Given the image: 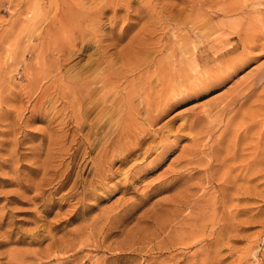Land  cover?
Listing matches in <instances>:
<instances>
[{"label": "rangeland", "instance_id": "374dc122", "mask_svg": "<svg viewBox=\"0 0 264 264\" xmlns=\"http://www.w3.org/2000/svg\"><path fill=\"white\" fill-rule=\"evenodd\" d=\"M98 1L0 0V264H264V0ZM179 24L224 42L215 60L196 68L149 46L144 63L127 66L129 44H172ZM251 37L254 50L243 51ZM58 40L71 55L56 51ZM229 41L241 49L220 55ZM238 52L255 57L193 93L188 84ZM243 84L250 96L221 111ZM146 108L160 112L150 126ZM125 123L126 135L145 136L141 148L123 161L102 154Z\"/></svg>", "mask_w": 264, "mask_h": 264}, {"label": "bare ground", "instance_id": "6f19581e", "mask_svg": "<svg viewBox=\"0 0 264 264\" xmlns=\"http://www.w3.org/2000/svg\"><path fill=\"white\" fill-rule=\"evenodd\" d=\"M63 1V0H62ZM100 1V0H99ZM98 1V2H99ZM126 1V0H125ZM103 2V1H102ZM106 2H108V1H106ZM106 2H105V4H106ZM110 2H111V0L109 1V4H110ZM115 2V1H114ZM100 3V2H99ZM113 4V3H112ZM116 4V3H115ZM101 5V4H100ZM104 5V4H103ZM103 5H101V7L103 6ZM123 5H125V4H123ZM61 6V5H60ZM108 6H110V5H107V7ZM112 6V5H111ZM114 7H116V6H113V8ZM62 8V7H61ZM109 8V7H108ZM111 9V10H114V9ZM117 8V7H116ZM127 8V7H126ZM81 9V8H80ZM95 9V8H94ZM91 10L92 9H90L89 11L91 12ZM94 11V10H93ZM92 11V12H93ZM96 11V10H95ZM60 12V11H59ZM80 12H82V11H80ZM85 12V11H84ZM86 12H87V10H86ZM85 12V13H86ZM114 12V11H113ZM116 12V11H115ZM114 12V13H115ZM66 13V12H65ZM181 13V12H180ZM193 13V12H192ZM197 13H198V11H197ZM79 14V13H78ZM89 14V13H88ZM88 14H87V17H89L88 16ZM91 14H94V13H91ZM95 14H97V15H99L97 12L95 13ZM116 14V13H115ZM191 13H189L188 15H190ZM90 15V14H89ZM96 15V16H97ZM101 15V14H100ZM195 15H196V13H195ZM199 15V14H198ZM202 15V14H201ZM59 16V18H61L60 20H61V23L64 25V27L62 28V30H61V34L63 35V36H66V35H68L69 34V32H68V28H66L67 26H66V18H65V16L64 15H62V14H60V15H58ZM93 16L94 15H90V17H92L93 18ZM111 16V15H110ZM181 16V15H180ZM193 16H194V14H193ZM57 17V16H56ZM81 18H83L82 16H80ZM86 17V16H85ZM86 17V18H87ZM95 17V16H94ZM98 17V16H97ZM102 17V16H101ZM112 17H113V15H112ZM110 18V19H113V18ZM116 17L118 18V16H117V14H116ZM120 17V16H119ZM195 17H198V16H195ZM194 17V18H195ZM91 18V19H92ZM115 18V17H114ZM116 18V19H117ZM187 18V17H186ZM94 19V18H93ZM98 20H100L99 19V17L97 18ZM188 19V18H187ZM192 19V18H191ZM190 19V20H191ZM53 20V19H52ZM80 20V19H79ZM94 20H96V17H95V19ZM114 21H115V19H113ZM196 20L198 21V19L196 18ZM73 21V20H72ZM85 21V19L83 20V22ZM117 21V20H116ZM115 21V22H116ZM179 21H181V20H179ZM178 21V22H179ZM193 20H191V22H192ZM81 23H82V21H80ZM113 22V21H112ZM181 22H184V20H182ZM186 22H188V21H186ZM191 22H189V23H191ZM194 23H195V21H193ZM72 23V22H71ZM80 23V24H81ZM110 23H111V21H110ZM128 23H130V22H128ZM180 23V22H179ZM52 24H54V22L52 23ZM59 24V23H58ZM181 24V23H180ZM177 25L176 27H175V29H173V32H174V42L172 43V44H166V42L167 41H165V43L164 42H162V41H159V40H157V41H155L154 42V44H153V42H152V44H151V42L150 43H148V42H143V41H136L135 40V42L133 43H131V44H129L130 46H128V50H125V52H123L124 53V56H125V58H126V64H127V66L128 65H131V66H138V64H142V63H144L145 62V57H143V56H141L140 55V53L142 52V50H144V49H146L147 47H149L150 46V48L151 47H154V49L156 48L157 49V51H159V54H160V52L161 51H163V50H165V51H163L164 53H162V55L164 54V56H166V57H170V56H173L176 52H177V54L180 56V58H179V62H181V64L183 63L184 64V62H186L187 64H190V66H192V67H196L197 68V66H200V64H202V63H205L206 61H208V60H212V59H214V56H213V50H214V47L216 48V47H218V44L217 43H219V42H217V40L216 39H212V40H210L209 39V37H207L205 34H199L198 36H200V40L199 39H194L192 36H190L189 35V33L188 34H185V32H184V28L181 26V25ZM188 24V23H187ZM199 24V23H198ZM71 25V24H70ZM112 25V24H111ZM127 25H129V24H127ZM190 25H192V24H190ZM48 26V25H47ZM54 26V25H53ZM66 26V27H65ZM74 26V25H73ZM130 26H131V24H130ZM192 26H194V24L192 25ZM203 26V28H204V24L202 25ZM62 27V26H61ZM69 27V26H68ZM98 27V26H97ZM195 27V26H194ZM96 28V27H95ZM114 28V27H113ZM174 28V27H173ZM190 28H191V26H190ZM201 28V27H200ZM200 28H198V31H199V29ZM220 28V27H219ZM218 28V29H219ZM73 29V28H72ZM93 29H94V27H93ZM97 29V28H96ZM99 29H100V27H99ZM202 29V28H201ZM207 29V28H206ZM48 30V29H47ZM81 30V29H80ZM162 30V29H161ZM190 30V29H189ZM208 30V29H207ZM49 31H50V29H49ZM92 31H94V30H92ZM96 31V30H95ZM95 31L94 32H92V33H95ZM112 31V30H111ZM197 31V32H198ZM51 32H52V34L53 35H55L56 36V29L54 28L53 30H51ZM76 32V31H75ZM99 32V31H98ZM125 32V31H124ZM189 32H191V31H189ZM196 32V31H195ZM196 32V33H197ZM204 32V31H203ZM206 32H208L207 34H209V32L210 31H206L205 30V33ZM216 32V31H215ZM241 32V31H240ZM246 32V31H245ZM248 32V31H247ZM73 33V32H72ZM83 33H84V30H83ZM91 33V32H90ZM123 33V32H122ZM195 33V34H196ZM219 33V32H218ZM251 33V32H250ZM60 34V33H59ZM58 34V35H59ZM79 34H81V36H79ZM97 34V33H96ZM95 34V35H96ZM114 34V33H113ZM216 34V33H215ZM243 34H244V30H243ZM83 34H82V32H78V36L79 37H83L82 36ZM109 35V34H108ZM111 35H112V33H111ZM192 35V34H191ZM217 35H219V34H217ZM241 35H242V32H241ZM123 35L122 34H119L118 35V37H122ZM211 36V35H210ZM244 36V35H243ZM251 36H253V35H251ZM49 37V36H48ZM76 37V36H75ZM116 37V36H115ZM160 37H161V35H160ZM215 37V36H214ZM240 37V36H239ZM249 37H250V35H249ZM46 38V37H45ZM44 38V39H45ZM57 38V37H56ZM110 38H112V37H110ZM114 38V37H113ZM163 38V37H162ZM162 38H161V40H162ZM70 39V38H69ZM76 39V38H75ZM75 39H73V41H75V44H76V41L77 40H75ZM157 39V38H156ZM160 39V38H159ZM238 39V38H237ZM242 39V38H241ZM255 38L254 37H251L250 39H248V38H246L245 39V41H243V47H241L242 49H243V51H246V49H248V47H249V50H250V47H253V46H248L247 45V43H246V41L247 42H251L250 44H253L254 43V40ZM53 40V39H52ZM80 40H82V38L80 39ZM79 40V41H80ZM119 40V39H118ZM117 40V37H116V41H118ZM235 40V39H234ZM243 40V39H242ZM241 40V41H242ZM43 41V40H42ZM59 41V40H58ZM61 41V40H60ZM59 41V44H58V46L57 47H55V49H56V51L58 50V51H60L61 53V55L63 54V56L62 57H64V53L65 52H67V51H71L72 52V50L70 49V48H72L73 47V45L72 46H70V48H68V49H70V50H68L67 49V47L66 46H61L62 44H61V42ZM82 41H84V40H82ZM134 41V40H133ZM240 41V42H241ZM49 42V41H48ZM71 42V41H70ZM69 42V43H70ZM81 42V41H80ZM120 42V41H119ZM128 42V41H127ZM170 42V41H169ZM65 43V42H64ZM110 43H113V42H110ZM109 43V44H110ZM130 43V42H129ZM221 43H224V42H220L219 44H221ZM68 44V43H67ZM74 44V43H73ZM79 44V43H78ZM108 44V45H109ZM217 44V45H216ZM228 44H230V46H228V47H224L225 49H223L220 53H218V54H220V55H227V54H229L230 53V55H231V53L232 52H235V50H238V49H241V48H238V46H239V43L237 42V41H235V42H231V41H229L228 42ZM77 45V44H76ZM76 45H75V47H76ZM128 45V44H127ZM222 45V44H221ZM254 45V44H253ZM259 45V44H258ZM261 45V44H260ZM263 46V45H262ZM261 46V47H262ZM69 47V46H68ZM81 47V46H80ZM101 47V46H100ZM106 47V46H105ZM114 47V46H113ZM117 47V46H116ZM255 47H256V45H255ZM74 48V47H73ZM79 48V47H78ZM98 48H99V46H98ZM220 48V47H219ZM218 48V49H219ZM238 48V49H237ZM263 48V47H262ZM48 49V48H47ZM107 49V48H106ZM105 49V50H106ZM245 49V50H244ZM251 49H253V48H251ZM100 50H101V48H100ZM115 50V49H114ZM117 50V49H116ZM115 50V51H116ZM254 50V49H253ZM253 50H250V51H253ZM76 51V50H75ZM104 51V50H103ZM103 51H101V52H103ZM114 51V52H115ZM119 51V50H118ZM124 51V50H123ZM214 51H216V50H214ZM48 52V51H47ZM74 52V51H73ZM117 52V51H116ZM147 52V51H146ZM52 53V52H51ZM68 53V52H67ZM75 53V52H74ZM120 53H121V51H120ZM123 53H121V55L123 54ZM158 53V52H157ZM239 53V52H238ZM243 54H240L239 53V55H237V53H236V57H233L232 56V58H230V59H225V57L223 58L225 61H223L222 59H220L219 57V59L218 60H222L221 62H220V65L218 64H216L215 66H216V68H214V70H213V74H211L210 73V71H209V73L210 74H208V75H199L200 77H198V75L196 76V73H194L195 74V77L197 78L198 77V79H199V83L197 84V85H194V86H191V85H193L192 83H191V85L190 84H188L192 89H193V93H195V95H196V93H198V92H200V91H204V90H206L207 88H210L211 86H214V85H217V84H220V83H222L223 81H224V79H225V77H227V76H231V74L238 68V67H241L248 59H251V58H254L255 56L254 55H251L250 56V53H249V55L248 54H246V52H242ZM245 53V54H244ZM50 54V53H49ZM53 54H54V52H53ZM70 54V52L67 54V55H69ZM72 54V53H71ZM70 54V55H71ZM60 55V56H61ZM99 55H100V53H99ZM104 55H105V52H104ZM106 55H107V52H106ZM161 55V56H162ZM178 55H177V57H178ZM219 55V56H220ZM59 56V57H60ZM101 56V58H102V55H100ZM163 56V58H165ZM216 56H217V54H216ZM216 56H215V58H216ZM62 57H60V58H62ZM66 57H68V56H66ZM106 57V56H105ZM221 57V56H220ZM223 57V56H222ZM99 58V57H98ZM163 58L161 57V60L163 61ZM171 58H173V57H171ZM227 58V57H226ZM65 59H67V58H65ZM100 59V58H99ZM121 59H123V58H121ZM148 59V58H147ZM154 59V58H153ZM176 59V58H175ZM217 59V58H216ZM101 60V59H100ZM152 60V59H151ZM160 60V66H161V69H162V71H167V73L169 72H171V70L169 71V68H168V66H167V64H166V59L164 60L165 62H162ZM215 60V59H214ZM97 61H98V59H97ZM168 61V60H167ZM171 61H172V59H171ZM217 61V60H216ZM249 61V60H248ZM122 62H123V60H122ZM151 62V61H150ZM169 62V61H168ZM175 62V61H174ZM154 63V62H153ZM216 63H218V62H216ZM124 64V63H123ZM148 64V63H147ZM177 64H178V61H177ZM177 64H175V65H177ZM214 64H215V61H214ZM122 65V64H121ZM159 65H158V68H160L159 67ZM171 65H173L172 64V62H171ZM186 65V64H185ZM130 66V67H131ZM145 66V65H144ZM144 66H142V68L144 67ZM173 67H175V66H173ZM178 67V66H177ZM186 67H187V65H186ZM141 68V69H142ZM176 68V67H175ZM121 69V68H120ZM128 69V68H127ZM126 69V70H127ZM192 69V68H191ZM207 69V68H206ZM213 69V68H212ZM138 70H140V69H138ZM187 70V69H186ZM197 70V69H196ZM199 70H201L200 68H199ZM210 70V69H209ZM119 71H121V70H119ZM172 71H173V69H172ZM177 71V70H176ZM195 71V70H194ZM196 72H198V70L196 71ZM203 72H205V71H203ZM212 72V71H211ZM105 73H107V72H105ZM105 73H103V74H105ZM177 73V72H176ZM101 74V73H100ZM103 74H101L100 75V77H102V75ZM192 74V73H191ZM193 74V75H194ZM109 75H111V74H109ZM124 75H125V73H124ZM193 75H191V76H193ZM72 76V75H71ZM105 76V75H104ZM108 76V75H107ZM184 76H186L185 74H184ZM83 77V76H82ZM82 77H81V79H82ZM190 77V76H189ZM188 77V78H189ZM248 77V76H247ZM99 78V77H98ZM103 79H105L104 77H102ZM112 78V77H111ZM70 79V78H69ZM81 79H79V80H81ZM117 79H119V77L117 78ZM192 79V78H191ZM194 79L195 78H193V81H194ZM75 79H73V81H74ZM84 80V79H83ZM82 80V81H83ZM98 81H99V79H97ZM97 80H96V82H97ZM101 80V79H100ZM244 80H245V78H244ZM73 81H70V82H72L73 83ZM77 81V80H76ZM103 81V80H102ZM102 81H100L101 83H102ZM78 82V81H77ZM76 82V83H77ZM81 82V81H80ZM105 82V81H104ZM113 82V81H112ZM117 82V81H116ZM195 82V81H194ZM79 83V82H78ZM82 83V82H81ZM103 84V83H102ZM105 84V83H104ZM196 84V83H195ZM77 85V87L80 85H78V84H75V86ZM237 85V84H236ZM244 85V84H243ZM73 86V85H72ZM85 87V85H82V87ZM195 86H197L198 88H196ZM81 87V86H80ZM186 87V88H185ZM249 87H250V85H244V86H242V87H240V88H235V89H237V93L236 94H231V92L229 93V99H227V97H226V99L227 100H224V102L223 101H221L220 100V102H223V104L225 103V105H224V107H222V109H221V111H224V109H226L227 107H229L230 105H236V104H238V106L240 107V105L241 104H243V102L250 96V94H251V90L249 89ZM79 88V87H78ZM184 88H185V90H189L188 89V86L187 85H185L184 86ZM190 88V90L192 91V89ZM92 89V88H91ZM182 89V88H181ZM183 90V89H182ZM182 90H180V91H182ZM184 90V91H185ZM80 91V90H79ZM89 91V90H88ZM179 90H178V92H180ZM73 92V91H72ZM83 92V91H82ZM189 92V91H188ZM80 93H81V91H80ZM173 93V92H172ZM181 93V92H180ZM179 93V94H180ZM183 93V92H182ZM77 94V93H76ZM89 94V93H88ZM91 94V93H90ZM106 94V93H105ZM131 94V93H130ZM175 94V93H174ZM176 94H178V93H176ZM84 95V94H83ZM126 95H128L127 93L125 94V96ZM132 95V94H131ZM168 96H170L169 94H167ZM91 96V95H90ZM166 96V95H165ZM168 96H166V97H168ZM176 96V95H175ZM178 96V95H177ZM228 96V95H227ZM89 97V96H88ZM128 98L130 99V98H132V97H129L128 96ZM169 98V97H168ZM221 98V97H220ZM176 99V98H175ZM174 99V100H175ZM126 100H127V98H126ZM167 101H168V99H167ZM166 101V102H167ZM211 101V100H210ZM78 102V101H77ZM144 102H146V101H144ZM164 102H165V100H164ZM168 102H172V100H171V98H170V101H168ZM208 103V102H207ZM212 103V102H211ZM210 103V104H211ZM147 103H145V105H146ZM165 104V103H164ZM167 104V103H166ZM130 105V104H129ZM133 105V104H132ZM171 104L169 103V106H170ZM220 105V104H219ZM221 105H222V103H221ZM110 106V105H109ZM148 106V105H147ZM146 106V107H147ZM159 106H160V104H159ZM259 106H261V105H259ZM114 108H115V105L113 106ZM149 108H151L150 107V105L148 106ZM154 107H155V105H154ZM167 107V106H166ZM165 107V108H166ZM114 108H113V111H115V110H118L117 108H115V110H114ZM144 108V107H143ZM160 108H161V106H160ZM162 108H164V107H162ZM230 108H231V106H230ZM255 108V107H254ZM253 108V112L255 111V109ZM81 109V108H80ZM110 109V108H109ZM152 109V108H151ZM245 109V108H244ZM260 109H262V106L260 107ZM264 109V108H263ZM119 110H121V109H119ZM126 110H130V112H132V111H134V108H131V109H126ZM161 110V109H160ZM238 110V108H234V110H233V112H232V116H231V118H234V116L237 114V111ZM242 110V109H241ZM79 111V110H78ZM106 111V110H105ZM162 111V110H161ZM216 111V110H215ZM257 111V110H256ZM126 112V111H125ZM203 112H205V111H203ZM212 112V111H211ZM80 113V112H79ZM112 113V112H111ZM145 113H147L146 115H147V123H148V125L149 124H151V122L154 120V118H156V115L158 116L159 115V111H157L156 113H153V110H149V109H147L146 108V112ZM193 113H194V111H193ZM246 113V112H245ZM256 113V112H255ZM254 113V114H255ZM127 114V113H126ZM204 114V113H203ZM203 114H202V116H203ZM211 114V113H210ZM253 114V115H254ZM260 114V113H259ZM120 115V114H119ZM118 115V116H119ZM198 115V114H197ZM200 115V114H199ZM198 115V116H199ZM206 115V114H205ZM224 115V114H223ZM262 115H263V113H262ZM245 116V115H244ZM250 116V115H249ZM255 116V115H254ZM253 116V117H254ZM257 116V115H256ZM81 117V116H80ZM197 117V116H196ZM209 117V116H208ZM262 117V116H261ZM120 118V117H119ZM223 118V117H222ZM255 118V117H254ZM251 119V118H250ZM143 120H145L144 118H143ZM246 120V119H245ZM194 121V120H193ZM77 122V121H76ZM75 122V123H76ZM110 122V121H109ZM117 122H118V120H117ZM116 122V123H117ZM129 122H131V121H129ZM195 122H196V120H195ZM251 122V121H250ZM222 123V122H221ZM244 123V122H243ZM99 124V123H98ZM110 125H112L111 124V122L109 123ZM119 124V123H118ZM117 124V125H118ZM135 124V123H134ZM132 125V126H136V125ZM77 125V124H76ZM130 125V124H129ZM128 125V128L130 127ZM187 125H188V123H187ZM202 125V124H201ZM93 126V125H92ZM98 126V125H97ZM114 126V125H113ZM150 126V125H149ZM192 126H194L193 124H189V127L190 128H192ZM76 127V126H75ZM77 127H79V126H77ZM94 127V126H93ZM101 127V126H100ZM120 127H122V126H120ZM126 123H125V125H123V127L120 129V131H119V129L117 128V127H115L114 129H111V132L110 133H112L113 134V132H116V135H112V136H109L110 138H109V141H106L105 140V142H107L106 144H103L104 146H103V148H102V154H104V155H106V153H108V151L109 152H111V156L114 154V153H116L117 152V154H121L122 155V157L120 158V161H123L124 159V157L126 158L127 156H128V154H130L131 152H132V149H134V148H141L140 146H141V144H142V142H143V140L145 139V136H143L142 134V136L141 135H139L138 133H139V131H138V133L137 134H134V135H132V136H130V135H126L127 133V131L129 130V129H127V131H125L126 130ZM203 127V126H202ZM243 127V126H242ZM106 128V127H105ZM108 128V127H107ZM109 128H110V126H109ZM136 128V127H135ZM95 129H97V128H95ZM104 129V128H103ZM130 129H131V127H130ZM133 129V128H132ZM131 129V130H132ZM194 129V128H193ZM199 129H200V127H199ZM240 129V128H239ZM135 130V129H134ZM143 130V129H142ZM118 131V132H117ZM141 131V130H140ZM245 131V130H244ZM247 131V130H246ZM124 132V133H123ZM143 132V131H142ZM251 132V131H250ZM133 133V132H132ZM141 133V132H140ZM149 133V132H148ZM239 133V132H238ZM241 133V132H240ZM239 133V134H240ZM242 133H245V132H242ZM263 133L264 132H261V134L263 135ZM125 135V136H128V138H129V140H128V142H127V140H126V143H123V144H120L119 145V143H118V145L115 143V141L116 140H118L119 141V139H120V136L122 137L123 135ZM131 134V133H130ZM238 134V135H239ZM251 134V133H250ZM97 135V134H96ZM101 135V134H100ZM99 135V136H100ZM146 135V134H145ZM116 136V137H115ZM235 136V135H234ZM99 138V137H98ZM148 138V137H147ZM241 138H244V137H242L241 136ZM241 138H240V140H241ZM104 139V138H103ZM107 139V138H106ZM208 139V138H207ZM234 139H235V137H234ZM85 140V139H84ZM154 140V139H153ZM153 140H151V142L153 141ZM236 140V139H235ZM237 140H238V138H237ZM163 141V140H162ZM85 142H86V140H85ZM97 142V141H96ZM150 142V141H149ZM156 142V141H155ZM95 143V142H94ZM120 143H122V140H121V142ZM169 143V142H168ZM222 143V142H221ZM237 143V142H236ZM239 143V142H238ZM88 144V143H87ZM95 144H97V143H95ZM162 144H163V142H162ZM240 144H242V143H240ZM90 145V144H89ZM101 145V144H100ZM100 145H99V147H100ZM152 145V144H151ZM149 143L147 144V146L145 147V145H144V147H143V150H142V155L144 156L146 153H149V151L152 149V146H151ZM156 145V144H155ZM158 145V144H157ZM161 145V144H160ZM160 145H159V147H160ZM166 145V144H165ZM169 145V144H168ZM256 145H257V143H256ZM256 145H255V147H256ZM260 145H262V144H260ZM95 147H96V145H95ZM224 147H225V145H224ZM163 148V147H162ZM165 148V147H164ZM163 148V149H164ZM243 149L245 148V147H242ZM65 149V148H64ZM98 149V148H97ZM162 149V150H163ZM233 149V148H232ZM218 150V149H217ZM235 151V150H234ZM242 151V150H241ZM161 152V151H160ZM232 152V151H231ZM98 153V152H97ZM237 153V152H236ZM102 154L100 155V157H102ZM161 154V153H160ZM231 154V153H230ZM98 155V154H97ZM139 155H141V154H139ZM158 155H159V153H158ZM111 156L109 157V158H107V159H105L104 161L106 162V163H110V161H112V158H111ZM115 156H116V154H115ZM118 156V155H117ZM108 157V156H107ZM156 157V156H155ZM232 157V156H231ZM235 157V156H234ZM97 158V157H96ZM103 158V157H102ZM119 158V157H118ZM156 159H157V157H156ZM97 160V159H96ZM99 160V159H98ZM97 160V161H98ZM151 160H153V159H151ZM188 160V159H187ZM190 160V159H189ZM103 161V160H102ZM104 161H103V163H104ZM154 161V160H153ZM112 163V162H111ZM151 163V162H150ZM47 164V163H46ZM98 164V163H97ZM96 164V165H97ZM104 165V164H103ZM102 165V167H104ZM108 165V164H107ZM46 166V165H45ZM110 166V165H109ZM244 166V165H243ZM101 166L99 165V168H100ZM96 169L98 168V166L97 167H95ZM108 168V167H107ZM80 169V168H79ZM101 169H103V168H101ZM106 169V168H105ZM81 170H82V168H81ZM104 170V169H103ZM107 170V169H106ZM109 171V170H108ZM107 171V172H108ZM178 171V170H177ZM97 172H98V170H97ZM106 172V171H105ZM104 172V173H105ZM62 174V173H61ZM99 174H101V173H99ZM60 175V174H59ZM178 175V174H177ZM99 176H101V175H99ZM103 176V175H102ZM60 177V176H59ZM78 178V177H77ZM65 179V178H64ZM78 180H79V178H78ZM10 240V239H9ZM8 241V240H7ZM6 241V242H7ZM59 249V248H58ZM51 254V253H50ZM46 256V255H45ZM49 258H50V256H49ZM14 260V259H13ZM19 261V260H18ZM16 262V261H15ZM22 262V261H21ZM12 263H14V262H12ZM15 264V263H14Z\"/></svg>", "mask_w": 264, "mask_h": 264}]
</instances>
